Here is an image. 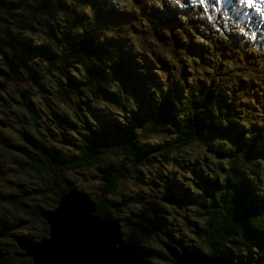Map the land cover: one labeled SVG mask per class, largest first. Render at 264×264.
Listing matches in <instances>:
<instances>
[{
	"label": "trees",
	"instance_id": "16d2710c",
	"mask_svg": "<svg viewBox=\"0 0 264 264\" xmlns=\"http://www.w3.org/2000/svg\"><path fill=\"white\" fill-rule=\"evenodd\" d=\"M70 1L65 0L63 4L51 0L46 2L45 0H10V9L17 17V22L21 24V13L24 14L25 20L21 28L18 24L11 27L0 25V47L10 52L7 40L11 43L23 42L20 48L24 51H27V47L32 50L33 44L40 46L42 51L44 49L43 53L46 54L47 59L52 64H56L57 93L68 88L72 89L75 95L94 91L97 97L91 100L98 99L96 105L101 110L106 125L115 128L114 121L121 120L124 126L117 128L125 131L122 137L113 138V141L108 142L103 141L99 136L92 138L85 135L83 129L76 131L77 133L75 132L73 136L54 133L53 131L66 127L74 132L75 127L85 128L87 125L88 129L94 132L104 130V126L94 115L87 101L71 102L82 109L77 110L76 118L64 110L63 103L55 104L60 109L57 112L59 115L67 114L70 121H76H72L73 125L64 126L57 122V126L53 129L48 116L55 117L50 110L43 111V116L40 119L37 118L30 110L31 108L26 105L36 91L32 87L22 89L19 82L11 78V68L0 50V59L3 61L1 68L5 71L3 72L5 76L0 74V80L2 78L5 80L4 86L7 88L5 96L12 101L9 102L7 109L11 114V120L4 124L0 122V131L4 132V136L12 133L11 129H13L12 134L17 140L28 143L27 145L24 142L29 148L28 150L25 147L29 151L26 160L34 164L37 170L23 163L21 160L25 158L23 155H18L17 163L19 169L28 172L29 177L34 176L38 179L39 191L42 192L33 199L30 207L19 206L20 211L14 208V204L5 202V205L0 206V213L6 216L3 220L11 226V229L22 234L23 239L42 241L51 235L50 225L44 215L47 211L54 209L57 201L71 188L92 201L94 204L92 213L103 221L113 217L127 220L132 215L144 214L147 211L143 206L141 210L133 208L134 204L141 203L140 198L143 197L147 199L144 202H148L153 207L149 211L150 214L156 212L157 208L165 209L169 199L167 177L166 188L153 185V182L158 183L155 177L162 172V169L157 167L156 173L147 172L150 178L142 173L132 178L128 176L129 171L139 166L145 167L149 160L153 159L154 153H157L158 160L169 161L178 180L187 179L198 173L205 174L209 179L204 185L207 188L206 192L212 191L211 200L217 198L215 205L213 202L206 204L201 211H191L187 207L189 203L202 204L200 199L195 198L187 202L186 207L190 213L188 230L193 242L189 238L186 240L181 233L171 232L170 227L161 222L163 226L161 230L172 241L169 244L174 250H188L193 243L195 248H197L196 245H205L206 249L201 252L206 256L220 255L236 264H264V208L250 204V208L243 210L239 200V194L244 190L248 191L252 186L259 191H264V180L263 187H260L253 178L243 173L241 156L250 149L238 150L240 142L249 139L247 132H250L254 145L259 146V142L264 145V59H252L247 66L240 61L245 59V55L236 56L230 60L220 56L222 64L237 71L239 79H235L231 71L223 69L207 54L209 51L213 57L217 38L228 35L225 30L219 31L213 25H207L204 33L205 21L196 22L192 11L184 12L183 20L165 19L160 9L147 12L142 2L136 6L145 10L146 19L151 26L140 33L131 35L129 43L114 36L110 37L111 44L107 48L97 43L92 31L79 38L74 36L75 27L78 24H90L93 21L92 16L86 11L80 15L82 20L78 19L79 13L74 10L68 12ZM89 3L94 8H98L94 1ZM27 9H30L35 17L27 16L25 14ZM99 10L100 14L95 18L99 32H102L104 25L109 22L119 21L117 15L128 13L126 9H119L118 12ZM153 15L158 17V20L155 21ZM58 16L72 18L73 21L59 30L56 24ZM50 23L57 29V39L51 37L50 43H47L46 34ZM165 23L184 32L177 37L171 36L163 30ZM32 31L34 36L30 33ZM155 36L160 39L173 38L177 44L168 45L161 57L159 47L152 42ZM237 41L241 43L240 40ZM70 47L73 48L70 50ZM169 47L174 54L166 56ZM103 50L111 51L116 55L114 62L107 67L102 64ZM54 54L57 55L56 59ZM177 56L176 63L169 61ZM154 66L160 69L155 71ZM54 77L53 75L51 83ZM79 82L84 84H77ZM11 96L15 97L19 103L27 100L23 106L25 105L28 109L25 115L28 122L23 117L24 121L21 117L15 116L13 106L17 105V102L12 100ZM51 97L53 98V95L50 93V97H44L43 101L53 103L54 99ZM0 111L3 112V110ZM144 115H146L147 123L140 126L139 121ZM15 119H18L17 122L14 121ZM26 124L28 130H26ZM30 124L33 125L32 128ZM214 128H216L215 138L213 141H208L210 131ZM129 134L132 138L127 137ZM48 136H53L54 141L50 144L42 143L41 140ZM96 139L101 141L95 145ZM221 142L232 143L234 147L229 146L226 149ZM122 143L127 144L135 156L136 154L139 156L138 161H134L130 154L125 155L119 162L105 157L108 152L122 156L120 147ZM245 157L250 156L245 154ZM259 160L262 167L260 174L264 178V151L259 153ZM88 166L103 169L110 178L106 183L93 184L90 190L86 191L79 188L75 180L62 172L64 167ZM0 167L1 172L8 175L4 166L0 165ZM33 170L37 173H32ZM25 179L27 178H23ZM174 182L175 180H171V183L174 184ZM16 183L18 184V181ZM124 188L129 189L130 192H126ZM119 195L124 196V200L118 203L113 197ZM251 198L264 205V196L253 195ZM218 202L223 203L224 208L235 214L234 216H238L241 221V226L234 224L228 227L226 232H229V237L224 234L226 220L217 216ZM168 211L172 212L170 209ZM15 213L18 219L16 221H14ZM174 215L179 220L185 217L179 210H176ZM219 220L221 221L218 223V231L222 233L218 237H213V225L215 227ZM33 225L42 228L43 236H37L32 232ZM70 228L68 222L66 229ZM132 233L139 239V244L152 249L149 256L145 257L149 264H177L176 260L179 258L177 255H180V252L171 254L167 251V258L161 257L163 248L167 249L165 242L162 244V241L155 239L156 247L153 248L152 238H143L136 232ZM100 234L105 233L97 232L93 237L99 238L96 235L100 236ZM106 237L109 238L108 235ZM10 238L14 239L11 236ZM110 241L111 239H107V244ZM9 244L13 246V243ZM11 249L15 252H10L11 261H8L6 249H3L6 255L2 264H12L14 261L21 260L16 256L20 249L15 247Z\"/></svg>",
	"mask_w": 264,
	"mask_h": 264
},
{
	"label": "rangeland",
	"instance_id": "374dc122",
	"mask_svg": "<svg viewBox=\"0 0 264 264\" xmlns=\"http://www.w3.org/2000/svg\"><path fill=\"white\" fill-rule=\"evenodd\" d=\"M25 14L29 17H35V15L31 13L30 9H27ZM41 18L46 19L45 17H41ZM24 20H25V16L23 13H21V24L23 23ZM217 21L218 23H220L221 19L219 18L217 19ZM17 24L19 28L22 27V25L19 24V22H17V17L13 15L12 10L10 9V0H0V25L11 27ZM163 30L169 33L171 36H175V37L181 35V33L183 32L182 30H177L175 27L168 26L166 23L163 25ZM248 32H249L248 34L247 33L242 34V33H238V31H235V36L237 39H240V40L243 39L244 41L246 40L247 41L243 43L244 44L243 48L237 51L235 49L230 50L231 56L238 55V54H246L247 60L255 58V57L260 58V59L263 58L264 57V33L258 34L260 38L256 42L254 41V35L256 34V32H252L251 29H248ZM30 33L31 35L34 36L33 31ZM51 37H54L55 39H57V29L52 23H50L47 28V34H46L47 43H50L49 39ZM152 42L159 47L161 51V54H160L161 57L163 55V52L168 47V45H170L171 43L173 45L177 44V42L173 38H170V37L160 39L155 36ZM7 43H9L8 46L10 48V52H6L1 47H0V50L2 51L3 56L7 58V61L11 68L10 70L11 78L19 82V85L22 89L32 87L34 91H36L35 94L32 96V98L29 99L28 101L29 104H26V105H28L31 108L30 110L35 113L37 118L40 119L43 116L44 114L43 111L50 110L52 115L56 118L55 119L51 116H48L50 122L53 125V129L54 127L57 126V122L64 126L73 125L72 123L73 120L70 121L67 118L68 116L67 114H65L64 116H61L57 113L58 111H60V109L55 104L63 103L64 110H66L72 117L76 118L77 110L79 111L82 109L78 105L73 104L71 102L87 101V104L90 107V109L93 111L94 115L101 121V123L104 126L103 127L104 130L94 131L96 132V134H94V132H91L88 129V125L85 128L75 127L73 130L74 132L70 131V129L66 127V128H62L61 130H55L53 131L54 133H60L62 135L73 136L77 133L76 131L83 129L82 131L85 135H88L92 138H95V136H99L105 142L113 141V138L122 137V135L124 134L123 131L125 130L118 129L117 127H123L124 126L123 122L121 120H115L114 121L115 128L108 127L106 125L104 119L102 118L101 110H99L98 106L96 105L98 99L97 101L91 100L97 97L94 91H89L88 93L82 94V95H75L74 91L68 88L67 90L64 89L61 93H57L56 75H57L58 70L57 68H55L56 64L55 63L52 64V62L47 59L46 54L43 53L44 49L42 51V49H40V46H38L37 44H33L32 50H29L27 47V51H24V50H21L20 48V46L24 44L21 41L11 43L9 40H7ZM178 44L181 45V43H178ZM256 44H259L258 47H256ZM73 47H70V50ZM252 47L255 48V51L253 53H247L248 49ZM217 49L220 50L221 47H217ZM173 54L174 53L172 51V48L169 47L167 50L166 56H171ZM115 59H116V55L113 52L107 51V50L102 51V64H104V67H107L110 63L114 62ZM169 61L176 63L178 61V56L175 58H172ZM1 64H3L2 59H0V74L4 75L3 72L5 71L2 70L1 67L3 66H1ZM53 75L55 77L53 78V82L51 83V78L53 77ZM146 79H148L147 76H146ZM4 81L5 80L3 78L2 80H0V83H1L0 84V110H3V112H6V113H3L0 111V122L3 124L9 123L8 121L11 120V114H9L7 109H8L9 102H12L5 96L7 94V88L4 86L5 85ZM77 84H84V83L79 82ZM50 93L53 95V98L52 97L51 98L54 99L53 100L54 104L52 102L43 101L44 97H47V98L50 97ZM11 99L17 102V105L13 106L15 116L21 117L22 121H24V119H27V122H28L29 121L28 118L25 117V115H27L26 110L28 109L26 108L25 105L23 106L24 102H26L27 100H23L24 101L23 103H19L15 99V97L11 96ZM146 115H144L140 119L139 121L140 126H143L147 123L146 118H145ZM17 120L18 119H15L14 121L17 122ZM202 120L205 122V119L203 117H202ZM73 122H76V121L74 120ZM16 126L18 125L16 124ZM30 127L32 128L33 125L30 124ZM26 130H28L27 124H26ZM215 130L216 128L210 131V135L207 138L208 141L214 140ZM11 132L14 133V130L11 129ZM12 133H7L6 135L3 136L4 132L0 131V165L4 166V169L8 171V175H7L6 173L1 172V167H0V206L5 205L6 204L5 202H7L9 204H14V208L17 211H20L19 206L30 207L33 204L32 203L33 199L36 198L38 194H42V192L39 191L38 179L34 176L29 177V174L26 170L19 169L17 158L23 155V157H25L24 158L25 160L21 158L23 163L37 170L34 164H31L26 160L27 153L29 152L28 151L29 148L25 145L26 142L24 141L25 142L24 143L20 139L17 140L15 135ZM6 136H9L11 139ZM127 137L132 138L130 134ZM54 139L55 138L53 136H48V137H44V140H41V142L45 144H50L54 141ZM96 141L97 142H95V145L98 144V142H100L101 140L96 139ZM29 142L32 143L31 140H29ZM221 143L223 147H225L226 149L229 146L234 147V145L229 142H221ZM26 144L28 145V143ZM120 147H121V151L123 152L122 156L119 157L113 153L108 152L105 154V157L111 161L119 162L123 157H125V155L130 154L135 159L134 161L139 160L138 158L139 156H137V154L135 156L132 153V151L129 149V146L127 144L122 143ZM2 148H5V149H2ZM221 161L223 162L224 160H221ZM157 167L159 169H162V172L159 173L155 177V181H157L158 183L153 182V185L158 188H166V184H165L166 177L169 182V199L168 200L166 199L167 204L165 205V209L163 208L161 210L160 208H157L156 212H154L153 214H150L149 211L153 209V207L150 206L148 202H144L147 200L146 197L140 198L141 203L134 204L133 208H135L136 210H141L142 209L141 206H143V208L147 212L141 215H132L127 220L117 218V217H113L108 220L112 222L111 225H114L113 227L121 226V228L115 229L114 231H112V234L114 235L113 237L120 239L122 242H125V245L123 246L126 247V250H129V248H131L130 246H132L133 247L132 250L135 251L139 255L140 259H144L145 261H146L145 257L149 256L152 249L148 246H145L144 244H139L140 243L139 239L132 232H136L143 238H152L151 242L153 243L152 245L153 248L156 247L155 239L162 241V244L163 242H165V246L167 249L163 248L161 257L167 258V251H170L171 254L180 252V256L176 260L177 264H181L182 260H185V258L186 257L188 258V256H193V257L196 256L197 259H201L203 258V256H206L201 252L202 250L206 249L205 245L198 246L195 244L197 246V248H195L193 247L194 245L192 243L190 245V248H188V250L187 249H181L179 251L174 250V248L169 244L172 241L169 239V237L166 234L162 232L161 229L163 228L162 226V223H163L165 226L170 227L171 232H174L176 234L181 233L185 237L186 240H188L187 238H189L191 241L193 240L188 230V217L190 216L188 209L191 211H201L202 207H204L206 204H210L213 202V205H215L214 202L217 201V198H213V200H211L212 191L206 192L207 188L204 185L206 181L209 179L207 178L205 174L198 173V174H194L193 176L187 179L178 180L177 176L171 169L169 161L167 159L158 160L157 153H154L153 159L151 158L145 167L139 166L137 167V169H133L129 171L128 176L132 178V177L137 176L138 173H142L145 177L150 178L147 172L156 173ZM19 170H23V171H19ZM31 172L37 173L34 170ZM56 172L58 173V171ZM62 172L64 174H67L66 175L67 177L75 180L79 188L86 190V191H89L93 184H97L101 182L106 183L108 179L110 178V175L107 172H105L103 169H95L90 166L84 167V168L64 167ZM23 178H27V179L23 180ZM16 180L18 181V184L16 183L17 182ZM171 180H175L174 184L171 183ZM124 189L128 193L130 192L129 189L127 188H124ZM67 193H68L67 197L65 198L61 197V199L57 201V205L55 209L59 207V211L56 213V215L59 214V212L61 215L62 210L65 209L67 206L70 207V209L71 208L74 209L77 207L76 208L77 218L71 220V222L74 221L76 224L81 223L80 225H83L82 222L84 221L80 218V212L88 211L90 214L95 216L92 213V205H94L92 201H90L87 197L77 193V191L74 188L69 189ZM253 195L264 196V191H259L252 186V188L249 189L248 191L244 190L242 193L239 194V200H241V208L243 210L250 208V204L259 206L260 208H264V205L257 203L253 198H251V196ZM75 196H80L83 199L81 200V203H82L81 208H78V205L74 199ZM195 198L200 199L202 201V204H199L198 202L189 203V205L187 206L188 207L187 209L186 207L187 202L192 201ZM113 199L119 203L124 200V196L122 195L115 196L113 197ZM88 206L91 208V210L88 209ZM216 207L217 209H219L217 216H220L221 218L226 220L225 222L226 227L224 229V234L226 237H229L230 235L229 232L228 233L226 232L229 229L228 227H232L234 226V224H237L236 226H241L240 218L238 216H234L235 214L227 211L224 208V204L221 202H218L216 204ZM168 209H170L172 212L170 213ZM176 210H179L181 214L185 216L182 220H179L175 217L174 214H176ZM44 216L46 217L47 222L50 223L48 212H46ZM5 218L6 216L4 215V213L1 212L0 213V252H4L5 254L2 257H0V264L4 262V256L6 255V251L9 256L8 261L9 260L11 261L12 254L10 252H14L11 249V247L20 249V251L16 253V256L21 258V260L14 261V263L12 264H56V261H57L56 254L57 253L54 255V252L56 250V244L53 242L51 235L49 237L45 236L46 238H44L42 242L32 241L29 239L27 240L23 239L22 234L20 235L17 231L11 229V226L6 221L3 220ZM14 218H15L14 221L18 220L16 213L14 214ZM96 218H97V220H95L96 223L100 222V219L98 217ZM86 221L87 223L89 221V224L93 226V221L91 220H86ZM220 221L221 220L217 221V223L215 224V227L213 225V229H212L213 237H218L222 233L218 231V223ZM130 224H133V226H130ZM102 227L103 226L99 227L100 233H105V234H100V236L99 235L97 236L99 237V239L103 240L104 242H107V239L109 238L106 236L108 235L109 237H111L109 235L110 231L104 230ZM94 229L95 228L92 227L90 231H94ZM31 230L37 236H43L44 234V231L42 230L40 226L33 225L31 226ZM49 231H50V227H49ZM10 236L14 239H11ZM67 236L68 234L66 235V237ZM9 243H13V246H10ZM136 243H138L137 246H136ZM79 245L81 247L79 255L82 253V255L79 257L93 260V258L89 257L85 251H82L83 244H79ZM107 246H109V244H107ZM3 249H6V251ZM184 253H187V254H184ZM118 256H119V253H118ZM123 259L124 258H121V260ZM216 263H217V260H213V264H216ZM57 264H66V262L64 260H59Z\"/></svg>",
	"mask_w": 264,
	"mask_h": 264
},
{
	"label": "bare ground",
	"instance_id": "6f19581e",
	"mask_svg": "<svg viewBox=\"0 0 264 264\" xmlns=\"http://www.w3.org/2000/svg\"><path fill=\"white\" fill-rule=\"evenodd\" d=\"M68 193H65L62 197H67ZM78 208L82 207L81 200H83L80 196L74 197ZM77 208V207H76ZM66 207L62 210L61 215L59 212L58 222L63 223L65 228V233L61 234L59 236V240H56V250L54 252V255L56 254V264L59 260H64L66 264H87V262H91L92 264H105L104 262L106 260H113L114 264H127L124 260H121V255L119 254L114 247L107 246V242H104L103 240L99 238H94L93 235L95 233L88 232L83 233L80 231L81 226L75 225L74 221L71 223V220L76 219V213L77 209ZM88 209L91 210V208L88 206ZM63 215V217H62ZM69 218V219H68ZM103 221L102 219H100ZM70 223L71 228L69 230L66 229V226L68 222ZM49 223V222H48ZM50 227L51 224L49 223ZM99 226V225H98ZM98 226H92V227H98ZM77 228V229H75ZM121 228V226L118 227V229ZM68 236L66 237V235ZM56 235H59L58 232H55L52 234V238ZM111 237L109 239H113L112 235L109 234ZM97 236V235H96ZM79 244H83L82 251H85L87 255L93 260L81 258L79 256L82 255V253L79 255L81 247ZM123 250H126V247L123 246ZM110 260V261H111ZM61 263V262H60ZM194 264H201L199 262H194ZM220 264V263H217Z\"/></svg>",
	"mask_w": 264,
	"mask_h": 264
},
{
	"label": "water",
	"instance_id": "95a60500",
	"mask_svg": "<svg viewBox=\"0 0 264 264\" xmlns=\"http://www.w3.org/2000/svg\"><path fill=\"white\" fill-rule=\"evenodd\" d=\"M59 207L57 209H52L51 211L48 212V215H49V219H50V224H51V237H52V234L55 233V232H58L59 235H56L54 237V239L52 238L53 242L56 244V240H58L59 236H60V231H59V222H58V214L56 215V213L59 211L58 210ZM54 214V215H53ZM80 218L82 220H84L82 223L83 225H80V224H76L75 222V225H80L81 228H80V231L83 232V233H88V232H93V233H97V232H100L99 230V227L100 226H103L102 228L104 230H108L110 231L109 234L112 235V237L114 236L112 234V231H114L115 229H118L119 226H116V227H113L114 225H111L112 222L111 221H101L96 223L95 220H97V218L95 216H93L92 214H90L88 211H84V212H80ZM86 220H91L93 221V226H98V227H94V231H90L92 229V226L89 224V221L87 223ZM99 220V219H98ZM79 222V221H78ZM87 223V225H86ZM88 226V227H87ZM54 227V228H53ZM123 245H125V242H122L120 239L118 238H115L113 237V239H111V241L109 242V246L112 248H116L117 252L121 255L122 258H124L123 260L127 263V264H149L147 261H145L144 259H140L139 258V255L132 250V246H130L131 248H129V250H123ZM132 250V251H131ZM42 252V251H41ZM39 252V253H41ZM38 253V254H39ZM5 253L4 252H0V257H2ZM37 254V256H38ZM192 260H191V258ZM209 259V260H208ZM106 260L104 263L105 264H114L113 260ZM199 260V261H197ZM213 260H217V263H220V264H233L232 262H230L228 259L226 258H223L221 256H203V258L201 259H197V257H193V256H188V258L186 257L185 260H182L181 264H194V262H199L201 264H213ZM189 261V262H188ZM216 263V264H217ZM77 264V263H75ZM87 264H92L90 261L87 262Z\"/></svg>",
	"mask_w": 264,
	"mask_h": 264
},
{
	"label": "flooded vegetation",
	"instance_id": "af4514ba",
	"mask_svg": "<svg viewBox=\"0 0 264 264\" xmlns=\"http://www.w3.org/2000/svg\"><path fill=\"white\" fill-rule=\"evenodd\" d=\"M58 220V219H57ZM59 231H60V233L61 234H63V233H65V228H64V225H63V223H60V225H59ZM179 245V244H178ZM185 254H187V253H185ZM190 255V254H189ZM217 256H220V255H217ZM223 256V255H222ZM179 257V256H178ZM230 262H232L233 264H236V263H234L233 261H231V260H229Z\"/></svg>",
	"mask_w": 264,
	"mask_h": 264
},
{
	"label": "snow or ice",
	"instance_id": "6c2138e0",
	"mask_svg": "<svg viewBox=\"0 0 264 264\" xmlns=\"http://www.w3.org/2000/svg\"><path fill=\"white\" fill-rule=\"evenodd\" d=\"M202 2H203V0H202ZM248 4H249V6H251L252 0H248Z\"/></svg>",
	"mask_w": 264,
	"mask_h": 264
}]
</instances>
